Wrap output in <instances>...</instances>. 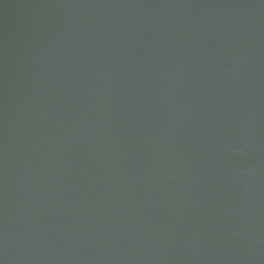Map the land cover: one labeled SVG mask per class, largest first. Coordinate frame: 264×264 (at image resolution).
<instances>
[{
    "label": "water",
    "instance_id": "95a60500",
    "mask_svg": "<svg viewBox=\"0 0 264 264\" xmlns=\"http://www.w3.org/2000/svg\"><path fill=\"white\" fill-rule=\"evenodd\" d=\"M0 264H264V0H0Z\"/></svg>",
    "mask_w": 264,
    "mask_h": 264
}]
</instances>
